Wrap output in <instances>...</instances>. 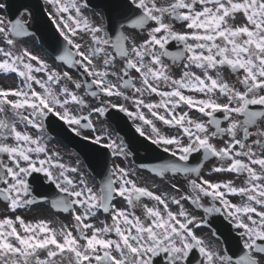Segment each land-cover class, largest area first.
Listing matches in <instances>:
<instances>
[{"label": "flooded vegetation", "instance_id": "1", "mask_svg": "<svg viewBox=\"0 0 264 264\" xmlns=\"http://www.w3.org/2000/svg\"><path fill=\"white\" fill-rule=\"evenodd\" d=\"M43 1L64 8L112 96L88 94L76 73L54 82L67 103L58 108L51 69L20 63L24 82L0 96L3 159L27 153L25 168L49 169L67 209L3 200L0 264H264V0ZM120 24L125 52L110 31ZM40 76L76 131L88 117L111 140L110 210L82 163L49 165L66 149L41 125Z\"/></svg>", "mask_w": 264, "mask_h": 264}, {"label": "rangeland", "instance_id": "2", "mask_svg": "<svg viewBox=\"0 0 264 264\" xmlns=\"http://www.w3.org/2000/svg\"><path fill=\"white\" fill-rule=\"evenodd\" d=\"M6 40H7V37H4L3 38V41L4 42H6ZM7 43V42H6ZM5 44V43H4ZM3 44V45H4ZM18 44H19V42H17L16 43V45L18 46ZM10 53H12V51H10ZM55 95H56V97H57V100H58V102L61 104V105H63L64 107H67V103H66V101H63V98L59 95V92L55 89ZM23 159H24V157H23ZM21 162H23L22 160H20ZM16 169H17V167H16V165L15 164H13V165H11L10 166V168H9V173H8V177H10V175L11 174H15V172H16ZM11 182H13L14 184H15V180L14 179H11ZM1 203V202H0Z\"/></svg>", "mask_w": 264, "mask_h": 264}]
</instances>
